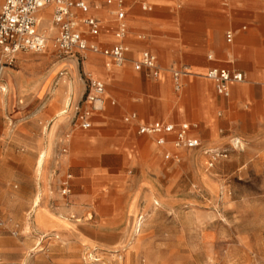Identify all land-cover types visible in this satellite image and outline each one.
Wrapping results in <instances>:
<instances>
[{
	"label": "crops",
	"instance_id": "1",
	"mask_svg": "<svg viewBox=\"0 0 264 264\" xmlns=\"http://www.w3.org/2000/svg\"><path fill=\"white\" fill-rule=\"evenodd\" d=\"M83 1L89 12L87 15L77 12L76 15L94 18L99 23V32L97 36H91L87 27L81 24L78 29L82 37L101 48L112 47L117 42L114 38L117 27L113 14L115 6H107L101 0ZM2 4L3 0H0V9ZM123 9L127 34L122 42L129 50L121 66L106 68L108 60L101 55L89 54L81 62L75 58L58 60L51 47L38 54L20 52L10 65L2 67L0 73V114L5 119L2 130L11 127L10 140L28 145L38 155L42 146L44 150L49 149L47 171L57 170L59 175L64 172L70 175L69 188L76 192L73 200L82 205L81 208H123L127 216H133L137 209L150 206L148 187L152 186V180L147 177L154 173L155 159L148 139L153 137H140L136 133L137 126L152 122L183 124L151 119L157 115L154 110L166 112L175 105L170 89L172 86L174 91L170 69L175 65L184 66L190 73L187 78H193L189 92L193 93L196 106L192 109L191 121L210 133L205 142L207 146H213L214 113L223 100L214 83L204 76L209 69L219 68L240 72L245 77L241 65L250 64L251 79H264V0H123ZM51 14L50 6L40 10L38 30L47 36L54 49L51 40L56 30L51 24ZM227 32L233 35L231 44L225 41ZM143 51L155 55L159 67L157 78L149 76L146 69L133 68ZM230 65L237 69L228 68ZM82 74H90L103 83L105 89L101 109L91 112L88 119L89 129L72 124L77 111L90 109V104L84 101L86 88ZM234 84L229 85V93L231 89L238 93L245 88L237 85L239 83ZM255 89L253 100L264 108V88ZM235 102L238 111L244 115L241 110L243 100L236 97ZM130 114H135L136 120L125 122L124 118ZM250 121H256L259 129H264V119L253 116ZM259 122H262L261 126ZM66 135L69 138L65 140ZM189 137L199 141L191 133ZM59 143L64 144L66 155L53 161ZM132 144L137 151L125 148ZM166 145H170V141ZM250 149L255 160L264 161V140H258ZM174 150L176 154L171 152V157H178L177 154L182 152ZM190 156L195 163L201 160L195 155L185 158ZM130 168L136 173L133 181L125 174ZM205 178V185L210 186L212 181L207 178L209 182L206 183ZM128 183L130 191L126 188ZM81 208L77 210L79 215L84 214ZM42 213L44 220H35L36 227L56 231L66 239L73 238L74 242L57 246L54 255L55 261L69 263V255L81 253L83 240L71 222H62L45 210ZM102 218L104 220L100 222H114L109 219L110 215ZM131 225L130 231L134 232L133 221ZM127 231L125 227L123 232ZM136 245L133 243L126 250L125 264H130V252ZM67 251L73 253L67 254Z\"/></svg>",
	"mask_w": 264,
	"mask_h": 264
},
{
	"label": "rangeland",
	"instance_id": "2",
	"mask_svg": "<svg viewBox=\"0 0 264 264\" xmlns=\"http://www.w3.org/2000/svg\"><path fill=\"white\" fill-rule=\"evenodd\" d=\"M50 47L56 58L63 60L48 43L47 49ZM241 66L246 76L237 85L244 90L234 93L231 89L227 98L214 93L223 103L214 109L213 146L205 142L210 133L191 121L196 106L193 93L189 92L193 78H183L184 86L178 92L170 85L174 107L166 112L154 110L157 115L151 119L188 124L189 133L199 140L200 146L171 157L176 154L172 144L157 148L154 137L140 136L148 138L153 147L154 173L147 177L152 180L148 187L150 206L137 209L133 216H127L123 208H81L73 200L76 192L70 188L68 194L61 195V184L69 174L47 171L49 149L44 150V146L38 155L28 145L10 140L11 127L2 130L5 119L0 114V264H125L126 250L133 243L137 245L130 252V264H264V161L255 160L250 149L258 140H264V129L250 121L253 116L264 119V108L253 100L255 88H264V79H251L248 72L252 65ZM254 68L259 70L256 65ZM236 97L244 102V115L236 107ZM71 110L74 112V107ZM75 122L72 124L78 127ZM234 140L239 141L240 148H232ZM134 144L125 148L137 151ZM64 147L61 143L56 145L53 161L66 155L61 152ZM207 150H226L227 158H219L209 167L210 157L204 154ZM163 152L170 158L164 159ZM186 155L201 160L195 163L193 157L185 158ZM40 156L43 161L37 168ZM125 174L129 181L135 179L134 169ZM204 178L212 184L205 185ZM126 188L130 191L129 183ZM79 208L83 215L77 213ZM42 210L62 222H71L83 240L81 253L69 255V263L55 261L54 255L57 246L74 242L73 238L36 227L35 220H44ZM105 215L114 222H100ZM131 221L138 234L130 231ZM125 227L127 233L123 232Z\"/></svg>",
	"mask_w": 264,
	"mask_h": 264
},
{
	"label": "built area",
	"instance_id": "3",
	"mask_svg": "<svg viewBox=\"0 0 264 264\" xmlns=\"http://www.w3.org/2000/svg\"><path fill=\"white\" fill-rule=\"evenodd\" d=\"M107 6H115L113 12L117 22L114 38L117 41L112 47L101 48L95 44L87 42L79 31V25H84L91 36H97L99 32V23L92 17L85 16L79 18L76 13L87 15L88 5L83 0H3L0 9V73L2 67L10 65L14 56L20 52L42 53L47 48L49 39L38 30L40 19L38 13L44 7H52L51 24L56 30V34L51 40L54 49L62 59L75 58L81 62L89 53L101 55L108 60L106 68L111 66L119 67L123 64L125 55L129 48L123 44L127 34L125 23V12L123 9V0H101ZM233 40L231 32L225 34L226 43L230 44ZM211 59V56L207 57ZM135 70L146 69L148 75L157 78L159 67L155 55L149 51H143L138 61L133 63ZM174 91L178 92L182 88V80L190 73L186 69H170ZM205 78L211 80L219 96L227 98L229 96V85L231 83L243 82L244 76L240 72H233L226 69L211 68ZM82 79L86 88L84 101L90 104L87 111H77L76 121L82 129H89L88 121L91 112L98 111L102 107V96L104 94V85L94 79L90 74H82ZM136 120L135 114H130L124 118L125 122ZM136 133L140 136L154 137L158 147H164L170 141L174 149L193 150L200 146L196 139L189 137V125L184 123L175 126L169 123L152 122L141 123L137 126ZM69 135L65 136V140ZM170 139V140H169ZM238 140H234L233 149L240 148ZM62 154H66V148L61 149ZM210 157L209 167L217 159L227 158V151H205ZM165 159L170 158V154L164 155ZM70 176H66L63 181L61 195L69 193L68 181Z\"/></svg>",
	"mask_w": 264,
	"mask_h": 264
},
{
	"label": "bare ground",
	"instance_id": "4",
	"mask_svg": "<svg viewBox=\"0 0 264 264\" xmlns=\"http://www.w3.org/2000/svg\"><path fill=\"white\" fill-rule=\"evenodd\" d=\"M48 7V6H47ZM44 8H46V7H44ZM43 9V8H42ZM42 156H40L39 157V159H38V162H37V168H40V164H41V161H42ZM137 225V224H136ZM139 225V224H138ZM138 229V228H137ZM134 233L135 234H138L139 232L136 230V226H135V228H134Z\"/></svg>",
	"mask_w": 264,
	"mask_h": 264
}]
</instances>
